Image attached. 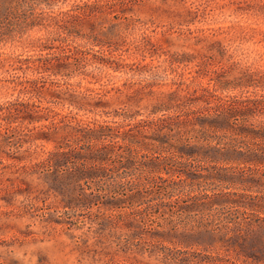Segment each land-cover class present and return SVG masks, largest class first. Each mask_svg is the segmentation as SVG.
Masks as SVG:
<instances>
[{"label": "trees", "instance_id": "obj_1", "mask_svg": "<svg viewBox=\"0 0 264 264\" xmlns=\"http://www.w3.org/2000/svg\"><path fill=\"white\" fill-rule=\"evenodd\" d=\"M144 1L0 0V98L23 100L1 105L0 126L12 133L35 126L32 141L49 149L41 163L58 183L99 177L103 152L126 142L176 151L184 172L155 167L154 182L182 180L198 156L242 164L264 187V0H160L172 26L152 28L133 18ZM120 18L133 22L125 35L105 32L102 24ZM167 61L179 68L171 70L177 80H163ZM121 72L154 80L134 93L147 102L101 113L124 92L109 93ZM75 161L81 166L69 167ZM230 169L209 164L204 177L229 181Z\"/></svg>", "mask_w": 264, "mask_h": 264}, {"label": "rangeland", "instance_id": "obj_2", "mask_svg": "<svg viewBox=\"0 0 264 264\" xmlns=\"http://www.w3.org/2000/svg\"><path fill=\"white\" fill-rule=\"evenodd\" d=\"M167 8L160 0L144 1L133 18L149 28L171 27ZM102 26L114 37L125 35L133 22L120 18ZM203 67L188 70V78ZM164 68L163 80H177L171 71H179L175 64L167 61ZM117 76L109 93L124 92L117 102L107 99L101 113L113 112V106L130 111L147 102L134 93H144L153 79ZM127 82H134L129 90ZM20 102L0 98V107L17 108ZM36 131L31 126L12 133L0 126V264H264V187L250 179L259 173L196 156L182 180L154 182L155 167L184 172L176 151L118 142L103 152L105 170L99 177L58 183L54 168L41 163L48 148L32 141ZM209 164L229 167L234 176L205 179ZM165 185L173 188L163 191Z\"/></svg>", "mask_w": 264, "mask_h": 264}]
</instances>
